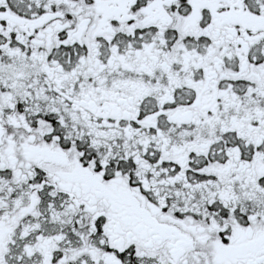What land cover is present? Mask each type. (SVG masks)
<instances>
[{"label":"snow or ice","instance_id":"6c2138e0","mask_svg":"<svg viewBox=\"0 0 264 264\" xmlns=\"http://www.w3.org/2000/svg\"><path fill=\"white\" fill-rule=\"evenodd\" d=\"M0 264H264V0H0Z\"/></svg>","mask_w":264,"mask_h":264}]
</instances>
